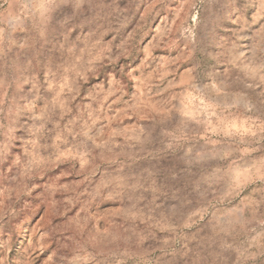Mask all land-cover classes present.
I'll return each instance as SVG.
<instances>
[{"label": "rangeland", "instance_id": "1", "mask_svg": "<svg viewBox=\"0 0 264 264\" xmlns=\"http://www.w3.org/2000/svg\"><path fill=\"white\" fill-rule=\"evenodd\" d=\"M0 264H264V0H0Z\"/></svg>", "mask_w": 264, "mask_h": 264}]
</instances>
